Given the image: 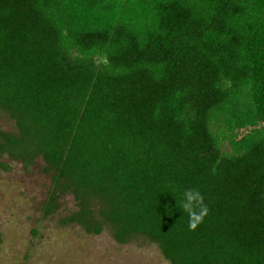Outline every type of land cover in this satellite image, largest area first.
I'll use <instances>...</instances> for the list:
<instances>
[{
  "label": "trees",
  "instance_id": "16d2710c",
  "mask_svg": "<svg viewBox=\"0 0 264 264\" xmlns=\"http://www.w3.org/2000/svg\"><path fill=\"white\" fill-rule=\"evenodd\" d=\"M0 109L43 218L71 194L66 223L169 264H264V0H0Z\"/></svg>",
  "mask_w": 264,
  "mask_h": 264
},
{
  "label": "rangeland",
  "instance_id": "374dc122",
  "mask_svg": "<svg viewBox=\"0 0 264 264\" xmlns=\"http://www.w3.org/2000/svg\"><path fill=\"white\" fill-rule=\"evenodd\" d=\"M0 130L17 134L1 109ZM45 169L40 158L25 170L19 161L0 155V264H169L142 236L121 245L107 225L96 235L66 223L78 210L71 194L60 195L55 211L43 218L52 175ZM96 209L93 204L95 218Z\"/></svg>",
  "mask_w": 264,
  "mask_h": 264
},
{
  "label": "clouds",
  "instance_id": "9594fccd",
  "mask_svg": "<svg viewBox=\"0 0 264 264\" xmlns=\"http://www.w3.org/2000/svg\"><path fill=\"white\" fill-rule=\"evenodd\" d=\"M177 206L189 217V230L195 231L208 215L209 209L204 196L198 188H187L183 192V200Z\"/></svg>",
  "mask_w": 264,
  "mask_h": 264
}]
</instances>
